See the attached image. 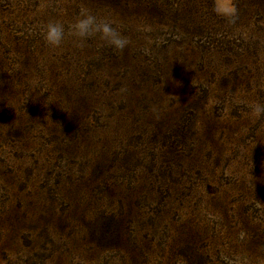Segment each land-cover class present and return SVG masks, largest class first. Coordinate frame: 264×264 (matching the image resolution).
Masks as SVG:
<instances>
[{
  "label": "rangeland",
  "instance_id": "rangeland-1",
  "mask_svg": "<svg viewBox=\"0 0 264 264\" xmlns=\"http://www.w3.org/2000/svg\"><path fill=\"white\" fill-rule=\"evenodd\" d=\"M233 2L0 0V264H264V0Z\"/></svg>",
  "mask_w": 264,
  "mask_h": 264
},
{
  "label": "clouds",
  "instance_id": "clouds-1",
  "mask_svg": "<svg viewBox=\"0 0 264 264\" xmlns=\"http://www.w3.org/2000/svg\"><path fill=\"white\" fill-rule=\"evenodd\" d=\"M212 11L222 18L228 25L238 20V9L233 0H214ZM73 37L81 44L98 36L105 47L114 52H122L129 44V38L124 35L112 21L99 20L90 9H83L71 25ZM44 42L53 48L60 47L66 38V29L63 23L50 21L42 30ZM256 116L264 114V106L257 105L253 109Z\"/></svg>",
  "mask_w": 264,
  "mask_h": 264
}]
</instances>
